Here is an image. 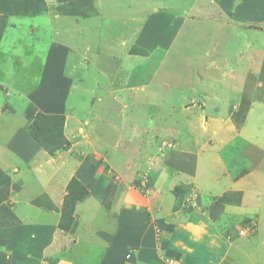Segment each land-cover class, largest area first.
<instances>
[{
	"label": "rangeland",
	"instance_id": "374dc122",
	"mask_svg": "<svg viewBox=\"0 0 264 264\" xmlns=\"http://www.w3.org/2000/svg\"><path fill=\"white\" fill-rule=\"evenodd\" d=\"M0 22V75L3 67L10 69L0 78V213L13 209L26 187L29 194L40 192L32 181L38 167H58L53 183L60 184L69 162L93 149L99 152L91 155L94 167L103 156L117 170L138 167L152 135L158 140L148 151L153 163L186 149V174L201 170L194 183L201 190L179 185L172 191L182 212L202 217L196 195L204 191L224 207L243 206L223 215L229 224L222 231H231V239H248L253 247L264 241V0H0ZM160 22L163 38L155 46L154 26ZM53 53L61 58L57 70L47 66ZM56 73L72 85L68 93L62 86L61 101L77 117L70 131L86 140L77 150L71 141L70 150L50 156L29 133L31 117L19 124L12 116L24 114L43 87L54 96L63 84L50 83ZM24 127L34 141L20 148L15 134L22 135ZM124 149L131 150L126 157ZM225 170L234 181L248 177L244 185L251 199L235 196L224 180L217 187L207 183V171ZM112 177L124 183L123 174ZM146 188L141 194L154 193ZM157 218L151 221L161 240L173 227Z\"/></svg>",
	"mask_w": 264,
	"mask_h": 264
},
{
	"label": "crops",
	"instance_id": "0c3cea01",
	"mask_svg": "<svg viewBox=\"0 0 264 264\" xmlns=\"http://www.w3.org/2000/svg\"><path fill=\"white\" fill-rule=\"evenodd\" d=\"M0 23L3 25V22ZM164 25V22H160L154 26L155 46L158 45L160 38H163L161 32ZM0 32L3 35L4 28L1 26ZM3 42L4 39L0 38V46ZM28 46V48L35 47L33 44ZM50 57L52 60L47 64L49 70H57V63L61 58L56 53ZM42 67L43 65L40 66L41 69ZM9 70L6 66L3 67L0 78ZM39 72V79H42L45 75H43L44 71L39 70ZM64 79L66 78L56 73L50 78V83L53 80L52 82L58 81L62 84ZM24 84L26 85V82ZM64 85L63 83L55 89V97L49 92H44L47 90L45 87L36 91L37 96L32 95L30 99L28 97L29 102L24 114L17 112L13 114L12 120L14 117L13 122L19 121L21 124L27 117H31L29 122L31 125L39 112L65 115L66 137L70 142L72 141V148L76 146L75 150H77L79 149L77 145L86 139L80 138L82 134L70 131L72 129L70 125L72 122L76 125L77 117L73 112L68 114L69 110L61 102L64 97L63 88L68 93V88L72 86L65 85L62 88ZM11 123L8 121L5 126ZM23 129L25 132L22 135L19 132L15 134V142L20 148L22 145L24 147L25 143L33 144L34 141L25 130L26 127ZM1 133L4 134L0 132V135ZM154 142L158 143L156 136L151 135L150 138H146L147 145L141 157L142 162L137 164L138 167L130 166L128 169L125 167L117 170L106 156H103V161L99 157L100 164L94 167L91 155L99 154L95 149L89 150L90 154L86 156L85 153H79L82 157L80 156V160L74 163L75 166L71 165L73 162H69L70 171L61 178L60 184L53 183L54 172H60L58 167L55 171H52L51 167H38L34 172L36 178L32 181L39 185L40 192L29 194L27 188L30 186L24 189L27 185L22 180L24 190L20 193L19 203L13 209H4V212L0 213L2 220L0 262L3 264H166L165 258H173L182 260L183 264H264L263 240L260 243L258 241L253 247L248 239H231L229 237L231 231H222L223 226L229 224L222 219L224 213L231 216L230 213L243 211L242 205L224 207L216 203L214 197L209 198L202 191L201 194L196 195L198 203L203 205L200 212L202 217L194 215L192 210L186 211V214L181 211L182 201L175 199L172 191L179 185L188 189L197 187L201 190L194 184L202 177L201 170H197L191 176L186 174V163L188 164L186 157L189 156L186 149L180 152L172 150L165 154V157L161 155L164 160L153 163L156 158L150 160L148 151ZM80 146L82 147L81 144ZM94 146L95 142H92L91 147ZM130 151L124 149L122 153L126 157V154L131 153ZM59 153L56 158L60 156ZM218 160L222 162L223 158ZM194 162L196 166L200 164L199 156L194 157ZM226 171L228 173H225ZM225 172H217V175L215 172L213 174L207 171L210 179L207 183L217 187L219 181L224 180L225 185L231 187L235 196L242 194L243 199L246 200L253 197L246 191L249 185H244L247 176L234 181L232 173L228 170ZM114 173L123 174L124 183H118V179L112 177ZM74 177L87 188L89 195L76 203L73 212L74 221L70 230L65 231L59 228V224L67 194V182ZM31 179L28 178V184H34L31 183ZM14 184L19 191L17 183ZM135 184H138V189L134 188ZM147 185L153 188L154 193L146 196L140 191L147 190ZM3 191L6 193L4 188ZM12 194L9 192L7 195ZM17 195L14 194L12 198L16 200ZM171 213L175 214L171 215ZM152 216H157L163 224L168 221V224L172 225L173 230L167 237L161 240L158 238L155 225L151 221ZM227 219L232 218L225 217V220ZM260 238L262 239L261 235Z\"/></svg>",
	"mask_w": 264,
	"mask_h": 264
},
{
	"label": "trees",
	"instance_id": "16d2710c",
	"mask_svg": "<svg viewBox=\"0 0 264 264\" xmlns=\"http://www.w3.org/2000/svg\"><path fill=\"white\" fill-rule=\"evenodd\" d=\"M65 122V115L39 112L29 126V133L50 156H55L58 151L71 148V143L65 136ZM81 184L74 178L67 187L68 193L65 196L59 224V228L62 230H70L74 221L73 212L76 203L89 195L87 188Z\"/></svg>",
	"mask_w": 264,
	"mask_h": 264
},
{
	"label": "built area",
	"instance_id": "2783aa9c",
	"mask_svg": "<svg viewBox=\"0 0 264 264\" xmlns=\"http://www.w3.org/2000/svg\"><path fill=\"white\" fill-rule=\"evenodd\" d=\"M165 263L166 264H183L180 261L176 262L173 258H168Z\"/></svg>",
	"mask_w": 264,
	"mask_h": 264
}]
</instances>
